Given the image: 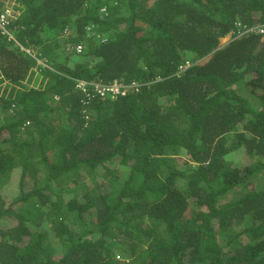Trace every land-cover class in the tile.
I'll use <instances>...</instances> for the list:
<instances>
[{"label":"trees","instance_id":"16d2710c","mask_svg":"<svg viewBox=\"0 0 264 264\" xmlns=\"http://www.w3.org/2000/svg\"><path fill=\"white\" fill-rule=\"evenodd\" d=\"M8 3L0 264H264V0Z\"/></svg>","mask_w":264,"mask_h":264},{"label":"built area","instance_id":"2783aa9c","mask_svg":"<svg viewBox=\"0 0 264 264\" xmlns=\"http://www.w3.org/2000/svg\"><path fill=\"white\" fill-rule=\"evenodd\" d=\"M9 11L8 9L4 10L0 13V31L4 33L8 39H14V36L12 35V32L8 29V23H9ZM259 32H263L264 28L262 26H259L257 28ZM67 33V29H64L62 32V36H65ZM66 49L71 51L72 53H79L82 49V46L80 44H72L67 43ZM27 52H29L28 49H26ZM126 90V85H123L117 81H113L111 83H95L94 84V92L99 94L100 96H104L106 94H110L111 96H115L116 94H124Z\"/></svg>","mask_w":264,"mask_h":264},{"label":"clouds","instance_id":"9594fccd","mask_svg":"<svg viewBox=\"0 0 264 264\" xmlns=\"http://www.w3.org/2000/svg\"><path fill=\"white\" fill-rule=\"evenodd\" d=\"M6 9H8V11H9V14H8L9 18H17V16L19 15V11L18 10H11L10 9V3L7 4V6L5 7L4 10H6ZM238 25H241V28L238 29L237 34L234 37L240 36L241 34L249 32L251 29H253V26H247L246 24H242L240 22H238ZM260 26H262V25H260ZM262 27L264 28V26H262ZM67 31H68V29H67ZM257 32H259V31H257ZM259 33H264V31L263 32H259ZM60 36L63 37L62 35H60ZM226 37H228L226 42L222 43V41H221V44H220L221 38H225L226 39ZM231 37H232L231 36V32H228L226 35L221 36L219 38V44L218 45L221 46L222 44L227 43L231 39ZM40 60H42V59H38L39 62H42Z\"/></svg>","mask_w":264,"mask_h":264},{"label":"rangeland","instance_id":"374dc122","mask_svg":"<svg viewBox=\"0 0 264 264\" xmlns=\"http://www.w3.org/2000/svg\"><path fill=\"white\" fill-rule=\"evenodd\" d=\"M228 37L225 38H221L220 40V44H221V41L222 43L226 42ZM206 59V57H205ZM43 62V60H40ZM200 61H203V60H200ZM189 63V62H188ZM187 64V62L185 63V65ZM188 65V64H187ZM225 159L226 160H232L233 162H242V163H246V158H245V153H244V150L242 147L232 151L231 153H229L227 156H225ZM180 163H183V158H180L178 160Z\"/></svg>","mask_w":264,"mask_h":264}]
</instances>
